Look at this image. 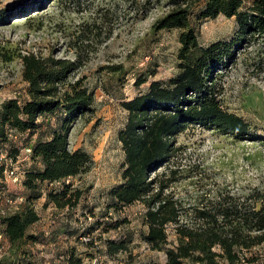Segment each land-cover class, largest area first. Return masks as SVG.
Masks as SVG:
<instances>
[{"label":"trees","instance_id":"obj_1","mask_svg":"<svg viewBox=\"0 0 264 264\" xmlns=\"http://www.w3.org/2000/svg\"><path fill=\"white\" fill-rule=\"evenodd\" d=\"M169 4L171 10L152 28L155 32H179V72L166 83L152 81L144 94L122 102L127 117L117 134L124 154L121 182L108 191L105 212L80 241L93 248L90 235L94 230L101 227L107 232L122 223L106 226L102 219L109 217L110 211L119 213L141 203L146 226L142 240L150 250L165 254L164 264H252L259 258L252 250L264 244V187L247 192L217 187L183 206L169 191L178 181L169 163L179 149L175 147L177 137L189 127L215 130L239 140L251 137L249 124L221 106L215 73L227 69L236 50L251 38L260 39L264 45V0H251L248 6L243 0H169ZM3 14L0 12V21L7 18ZM218 16L235 19L234 35L200 46L197 25ZM0 57L11 59L1 50ZM18 57L24 89L0 104V153H6L17 166L31 162L22 170L20 192L0 185L4 197H14V193L23 196L18 210L0 222L5 240L16 249L21 243L41 240L27 234V229L39 221L34 209L37 200L44 198V207L51 205L61 212L79 205L84 191L74 188L68 179L85 173L92 159L81 149H70L69 134L79 119L94 113V93L82 78L70 79L79 67L77 61L33 53ZM145 82L146 78H140L137 85ZM8 130L14 132L11 138L25 142L21 149L12 147L13 154L9 152L12 148L8 151L4 145L11 139ZM25 149L30 153L23 160ZM4 167L0 161L1 176ZM125 239L98 238L111 258L128 251ZM60 259L62 264H83L72 246Z\"/></svg>","mask_w":264,"mask_h":264},{"label":"rangeland","instance_id":"obj_2","mask_svg":"<svg viewBox=\"0 0 264 264\" xmlns=\"http://www.w3.org/2000/svg\"><path fill=\"white\" fill-rule=\"evenodd\" d=\"M243 1L246 6L251 2ZM170 10L169 0H0V12L7 16L0 21V50L11 58L0 57V104L23 91L18 55L27 53L77 61L79 67L70 79L82 78L94 93V113L79 119L69 134L70 149H81L92 159L85 173L68 179L84 191L79 205L61 212L51 205L44 207V198L37 200L34 209L39 221L27 234L41 240L21 243L19 249L0 242V264H62L60 256L70 246L83 264H164L165 254L150 250L142 240L146 226L141 203L119 213L110 211L102 219L104 224L122 223L115 230H94L93 248L80 240L105 212L108 191L121 182L124 154L117 134L127 117L122 102L144 94L152 81L166 83L179 72V32L152 28ZM236 28L234 18L205 19L197 25L198 43L207 47L228 40ZM215 77L221 106L249 124L251 137L239 140L197 126L177 137L179 149L169 168L177 172L178 181L169 191L183 206L217 187L237 192L264 187V45L260 39L251 38L240 46L234 61L227 69H217ZM140 78L146 82L138 86ZM4 145L8 151L16 148L12 152L25 142L17 137ZM30 166L27 160L18 163L20 170ZM2 181L1 176L0 185L10 192L22 190L19 184ZM4 200L0 205L6 211ZM100 237L126 238L128 251L111 258ZM252 254L259 256L252 264H264V244Z\"/></svg>","mask_w":264,"mask_h":264},{"label":"built area","instance_id":"obj_3","mask_svg":"<svg viewBox=\"0 0 264 264\" xmlns=\"http://www.w3.org/2000/svg\"><path fill=\"white\" fill-rule=\"evenodd\" d=\"M14 132L12 130H8V135L11 137ZM25 157L23 160L27 158V155L30 153V149H25L24 150ZM0 161L4 162V169H3V183L7 185V183L16 185L19 184L21 185V179L23 178V172L22 170L19 169L17 166V163H13L10 159L6 157V153L1 152L0 153ZM14 197H4L2 193L0 192V201L5 199V205L8 206L6 211L3 210L2 206L0 207V222L1 219L4 218L6 215L13 213L18 210V206L23 202V196L21 194L14 193ZM1 227V224H0ZM4 235L2 231L0 230V242L4 241ZM83 241L88 240V238H82ZM2 248L0 247V252ZM1 258V255H0Z\"/></svg>","mask_w":264,"mask_h":264},{"label":"crops","instance_id":"obj_4","mask_svg":"<svg viewBox=\"0 0 264 264\" xmlns=\"http://www.w3.org/2000/svg\"><path fill=\"white\" fill-rule=\"evenodd\" d=\"M4 241H6V240H4Z\"/></svg>","mask_w":264,"mask_h":264}]
</instances>
